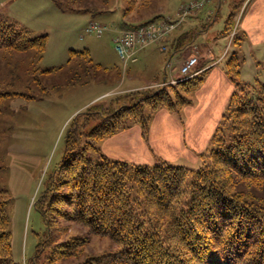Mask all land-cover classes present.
I'll use <instances>...</instances> for the list:
<instances>
[{
    "label": "rangeland",
    "instance_id": "1",
    "mask_svg": "<svg viewBox=\"0 0 264 264\" xmlns=\"http://www.w3.org/2000/svg\"><path fill=\"white\" fill-rule=\"evenodd\" d=\"M192 2L201 3L203 7L190 8L189 16L198 13L199 19L195 22L187 18L181 22L180 26L186 20L192 24L179 45L169 43L171 34L165 40L166 50L160 43L150 42L139 53L137 62H125L119 57L114 46L115 38L141 25L175 19ZM259 2L137 0L131 5L127 0H84L76 3L86 7L87 12H83L60 7L53 0H0L1 21L25 29L32 36H48L42 58L36 49L18 51L6 48L0 51V190L7 191L12 258L15 262L77 264L89 257L91 260L86 264H131L123 259V253H130L125 245L111 236L93 234L87 227L71 221L64 216L70 210L65 205L59 206L64 213H51L52 209L49 210L53 232L51 237L47 236L46 222L36 205L45 192L47 206L50 204L55 193L53 180L56 173L62 176L56 190L70 195L68 186L64 184L65 171L59 173V170L67 154V135L73 122L80 113L94 110L93 106L97 103L103 107L98 115L106 117H102L104 122L106 119L110 121L124 107L125 102L108 104L119 95L124 97L125 93L143 91L136 94L133 102L143 96L148 99L159 89L176 86L192 78H182L181 59L191 51L187 58L198 56L202 62L198 64L197 61V66H204V58H209L208 51L211 49L209 52L214 56H210L211 61L219 59V65L204 75L205 80L199 89L189 94L190 107L168 110L170 115L160 116V112L166 109L152 111V106L146 105V113L152 115L147 132H144L140 121H132L129 129L120 130L125 131V140L106 137L97 143L102 153L130 165H152L163 159L194 170L204 167L217 147L215 136L223 138L229 135L227 116L233 94L245 87L241 83L264 79V36L246 31L243 27L246 16ZM101 10L105 12L98 16L97 12ZM260 13L264 16V5ZM233 15L236 16L234 19ZM95 23L104 27L101 36L88 31ZM85 49L90 51L94 63L103 66L102 69L92 70V77L85 74L92 66L88 61L77 60L56 71L68 64L73 50ZM169 60L170 66L167 65ZM47 69L54 71L42 73ZM172 76L177 82L164 83ZM131 87H138L136 89L139 90H126ZM23 93L33 94L35 98L26 97ZM166 94L162 92L160 97L166 98ZM94 119L86 124L89 125L85 128L86 133L96 123ZM132 129H135V136L140 135L147 144L159 147L153 160L139 159L141 144L127 145L128 142L134 143ZM152 129L155 133L151 135ZM180 130L186 136L183 147H169L165 141H175ZM88 135L84 140L95 143V139ZM82 141L73 142L71 146ZM72 153L75 151L70 150L67 156L70 161ZM93 156L95 159L100 157L96 153ZM260 191L264 192L257 189V193ZM77 239L85 244L76 258L68 257L60 262L56 261L60 257L57 254L51 260L53 249L61 250L57 244ZM160 248H170V240L161 244ZM177 250L182 248L177 245Z\"/></svg>",
    "mask_w": 264,
    "mask_h": 264
},
{
    "label": "trees",
    "instance_id": "2",
    "mask_svg": "<svg viewBox=\"0 0 264 264\" xmlns=\"http://www.w3.org/2000/svg\"><path fill=\"white\" fill-rule=\"evenodd\" d=\"M53 1L66 9L87 12L86 7L76 4L84 0ZM128 2L134 5L137 0ZM104 12L98 11L97 15ZM47 41L46 34L32 36L25 29L0 20V51L36 49L42 58ZM77 60L91 63L85 73L88 77L92 70L103 68L102 64L94 63L90 51L85 49L73 50L68 64L56 71ZM53 71L47 69L42 73ZM202 82L203 77L193 76L135 102V96L143 91L119 95L108 104L125 102L124 107L110 121L104 122L106 117L98 115L103 110L98 103L94 110L80 113L67 135V154L59 170V173L65 171L64 184L70 195L56 190L62 177L56 173L50 204L47 206L45 192L36 205L46 222L47 236L51 237L53 232L49 210L60 214L59 206L65 205L70 210L62 213L71 221L87 227L93 234L111 236L125 245L130 253H123V259L131 264H264V192L257 193V189L264 191V79L240 84L245 87L233 94L229 106V135L215 136L217 147L211 152L210 161L197 170L163 159L152 165H130L124 160L111 159L97 145L132 121H140L147 132L152 115L146 113V105H151L152 111L180 110L191 103L189 94ZM162 92H167L166 98L160 97ZM22 95L35 98L33 94ZM92 118L96 123L86 133L89 126L86 124ZM86 134L95 143L84 140ZM80 139L83 141L79 145L71 146ZM70 150L75 151L72 161L67 157ZM91 152L100 157L95 159ZM6 197L7 191L0 190V264H19L12 258ZM167 240L170 248L161 249ZM84 244L80 239L62 241L57 244L61 250L53 249L51 260L57 254L60 257L56 261L60 262L68 257L76 258ZM177 245L182 250L178 251ZM90 260L88 257L77 264Z\"/></svg>",
    "mask_w": 264,
    "mask_h": 264
},
{
    "label": "built area",
    "instance_id": "3",
    "mask_svg": "<svg viewBox=\"0 0 264 264\" xmlns=\"http://www.w3.org/2000/svg\"><path fill=\"white\" fill-rule=\"evenodd\" d=\"M200 5L201 3H190V5H188L186 9L181 12V14L179 13L180 17L176 20L170 19L167 21L153 22L138 26L130 31H126L123 35L114 39L117 54L125 62H136L138 60L140 50L143 49L147 43H163L170 33L187 17L191 11L190 8H194L193 10H195L202 7ZM88 31L101 36L104 32V27H102L100 23H95L88 28ZM163 47L164 49L166 48L164 45ZM197 60L198 58L196 56L187 59L181 66V73L185 76L190 75L197 63ZM171 82L175 83L176 80H172Z\"/></svg>",
    "mask_w": 264,
    "mask_h": 264
},
{
    "label": "crops",
    "instance_id": "4",
    "mask_svg": "<svg viewBox=\"0 0 264 264\" xmlns=\"http://www.w3.org/2000/svg\"><path fill=\"white\" fill-rule=\"evenodd\" d=\"M261 2V3H260ZM260 2L256 5V8L252 9L251 12H249V16L247 15L246 18H245V22L243 23V27L246 29V31H249V32H258L260 33L261 35L264 36V16L263 15H259L258 13H260L261 11H263V5H264V0H260ZM263 4V5H262ZM261 14V13H260ZM198 13L195 12L193 13L192 15H190L187 19H190L191 22H195L194 20L195 19H199L198 17ZM236 16L233 15L232 16V19H234ZM187 22V23H186ZM191 22L189 21H185L184 25L180 26L178 29H176L172 35L170 36V39H169V43L170 44H180L181 41L186 38L184 35L191 30V27L190 25L192 24ZM180 41V42H179ZM182 48V47H181ZM181 48L179 49H176V50H180ZM144 49H142L143 51ZM211 50V49H210ZM209 50V51H210ZM141 51V52H142ZM208 51V54H209V58H204V61L203 62H206V64L204 66H197L196 64V67L194 68V72H196L197 74L195 76H201L203 77V81L205 80L204 79V75L209 73L210 70H212L213 68H215L217 65H219V59H216L215 61H211V57H214L212 56V54ZM193 53V52H192ZM191 55V51L185 55L182 59H181V62L183 63L186 59H188L187 57ZM211 56V57H210ZM216 56V55H215ZM211 61V62H210ZM201 58L199 60L198 58V64L201 63ZM174 76H172L173 78ZM201 87V86H200ZM199 87V88H200ZM138 87H131V88H128L126 89L127 91H133V90H139V89H136ZM198 88V89H199ZM133 89V90H132ZM126 92V91H125ZM192 103V102H191ZM190 103V104H191ZM190 104H187L186 106H184L185 108H188L190 107ZM183 107V108H184ZM162 109H165V108H162ZM181 110V109H180ZM160 116L166 114V115H170L171 113L168 111V109L166 110H162L160 112ZM127 129V128H126ZM129 129V127H128ZM135 129H132L130 130L132 132V135L135 137L134 139V143L133 142H128L127 145L129 147L131 146H135V144L139 145L141 144L142 145V149H141V155L139 157V159H145V158H150L151 160L154 159V154H155V151L157 152V149L159 148L158 146H155V145H151V144H147L146 143V139L145 140H142V138L140 137V135H136L135 136ZM125 131H120L112 136H109L110 138H118L119 140L123 139L125 140ZM155 131L152 129V134H154ZM163 138V136H162ZM185 139H186V136H185V133L183 130H180L179 133H178V136H177V139L175 141H165L169 147L171 148H174V149H181L185 143ZM152 141V139H151ZM153 142V141H152ZM143 162H146V161H143Z\"/></svg>",
    "mask_w": 264,
    "mask_h": 264
}]
</instances>
